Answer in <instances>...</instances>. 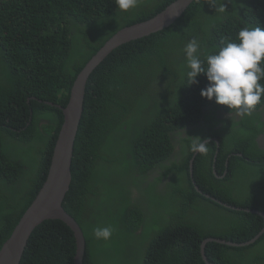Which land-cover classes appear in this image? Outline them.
<instances>
[{
    "label": "trees",
    "instance_id": "16d2710c",
    "mask_svg": "<svg viewBox=\"0 0 264 264\" xmlns=\"http://www.w3.org/2000/svg\"><path fill=\"white\" fill-rule=\"evenodd\" d=\"M172 1L138 0L122 11L115 0H0V247L46 178L59 106L78 71L118 30ZM245 26L264 28V0H193L172 24L119 45L90 73L63 201L84 233L82 264H204L206 237L243 243L263 227V216L211 198L264 212V149L254 138L264 103L223 124L221 105L200 95L205 74L188 85L184 68L189 40L203 60ZM194 138L207 140L206 154L191 150ZM211 206L229 211L232 226L217 232L189 218ZM106 226L111 238L95 239L93 229ZM262 241H209L205 251L217 264H264ZM75 249L70 227L45 219L20 264H74Z\"/></svg>",
    "mask_w": 264,
    "mask_h": 264
},
{
    "label": "water",
    "instance_id": "95a60500",
    "mask_svg": "<svg viewBox=\"0 0 264 264\" xmlns=\"http://www.w3.org/2000/svg\"><path fill=\"white\" fill-rule=\"evenodd\" d=\"M192 1L174 0L155 16L121 28L88 59L77 73L70 89L68 103L63 109L64 120L53 148L46 178L30 205L21 214L10 235L2 243L0 247V264H20L32 231L45 219H59L70 227L76 245L74 264H82L85 253L84 233L77 220L64 208L63 200L69 191L71 183V162L74 141L82 114L85 83L90 73L113 49L125 42L147 36L169 26L181 16ZM190 162V172L192 173V159ZM195 187L198 192L203 193L197 185ZM204 195L211 198V195L207 193H204ZM211 199L226 208L241 210L239 207L222 202L215 197ZM243 210L251 211L264 217L263 212L249 209ZM263 231L264 228L253 238L243 243L227 241L212 236L206 237L203 239L201 245L203 259L206 261V264H212L204 256V246L208 241H215L233 247H242L254 243Z\"/></svg>",
    "mask_w": 264,
    "mask_h": 264
},
{
    "label": "clouds",
    "instance_id": "9594fccd",
    "mask_svg": "<svg viewBox=\"0 0 264 264\" xmlns=\"http://www.w3.org/2000/svg\"><path fill=\"white\" fill-rule=\"evenodd\" d=\"M115 3L119 10L128 11L137 6L138 0H115ZM218 10L220 12L225 11L224 5L220 6ZM199 50L200 44L195 38L189 40L184 47L183 51L186 60L184 68L186 70L185 75L188 79L187 84L191 85L197 83V77L201 73L205 74L206 79L209 83L204 89H201L200 95L204 98H207L208 100H213L214 98L215 103L221 105L220 120L223 121V124H238V121H240L241 118L249 116L254 111H256L255 108L258 105L264 103V100H262V96H264V83H261V81H264V28H261L259 26H245L241 28L237 34V38L235 41L228 40L227 42H224L223 46L219 47L218 51L207 54L203 60L201 59L200 55H198ZM48 104L52 105L51 103ZM65 106H59L62 110L63 120V109L65 108ZM263 113L264 111H261L262 118H264ZM221 126L222 124L219 123V127ZM191 150L193 152L206 154L208 151L207 140L194 138L191 144ZM237 183L239 184L238 181ZM236 191L239 193L238 185H236ZM240 209L241 210L235 211H245L243 209H249L255 210L257 212H263L258 209H250L247 207ZM245 212L254 213L251 211ZM261 230L262 229H260L255 235H257ZM113 231L114 228L112 226L96 227L93 229V236L97 240L108 241L111 238ZM263 234L264 231L262 235ZM205 247L206 244L204 246V256L206 257V260L212 264H217L208 259ZM200 255L202 261L204 262V264H206V261L203 259L201 253V247Z\"/></svg>",
    "mask_w": 264,
    "mask_h": 264
},
{
    "label": "rangeland",
    "instance_id": "374dc122",
    "mask_svg": "<svg viewBox=\"0 0 264 264\" xmlns=\"http://www.w3.org/2000/svg\"><path fill=\"white\" fill-rule=\"evenodd\" d=\"M229 216H232L229 211L211 206L206 210H203L202 207L199 215L190 213L189 218H191L200 227L217 232H223L233 224L232 220L229 219Z\"/></svg>",
    "mask_w": 264,
    "mask_h": 264
},
{
    "label": "flooded vegetation",
    "instance_id": "af4514ba",
    "mask_svg": "<svg viewBox=\"0 0 264 264\" xmlns=\"http://www.w3.org/2000/svg\"><path fill=\"white\" fill-rule=\"evenodd\" d=\"M263 115H264V113H263ZM254 138L257 141L258 147L261 149H264V130H262L260 133L256 134ZM163 182H165V179H163ZM261 229H263V227ZM261 236H262V234L260 235V237ZM260 245H264V241H262ZM260 245L258 246L259 248H260Z\"/></svg>",
    "mask_w": 264,
    "mask_h": 264
},
{
    "label": "bare ground",
    "instance_id": "6f19581e",
    "mask_svg": "<svg viewBox=\"0 0 264 264\" xmlns=\"http://www.w3.org/2000/svg\"><path fill=\"white\" fill-rule=\"evenodd\" d=\"M227 245V244H226ZM230 246V245H229ZM25 250V249H24Z\"/></svg>",
    "mask_w": 264,
    "mask_h": 264
}]
</instances>
